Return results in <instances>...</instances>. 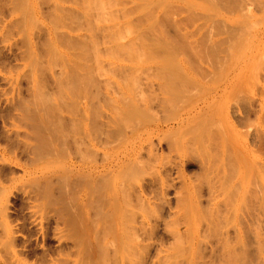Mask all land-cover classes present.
<instances>
[{"label": "rangeland", "instance_id": "rangeland-1", "mask_svg": "<svg viewBox=\"0 0 264 264\" xmlns=\"http://www.w3.org/2000/svg\"><path fill=\"white\" fill-rule=\"evenodd\" d=\"M87 1L0 0V196L6 194L9 224L14 230L18 229L15 232L16 249L24 251L23 260L34 264V253L42 251L38 222L41 211L38 209L35 214L38 217L34 218V224L30 199L17 190L21 183L18 180L28 177L19 164H23V158L27 160L26 156L20 154L22 157L18 164L11 162L10 158L16 154L13 133L20 141L33 143L37 135L26 110H23L26 114H22L27 119L17 117L15 115L19 110L11 105L18 107L14 103L22 97L29 106L31 102L28 99L35 95V90L37 94L46 90L48 98L50 94H57V84L54 82V85L51 79L55 75L60 79V86L70 90H67L70 95L71 91L78 94L77 86H80L81 92L83 90L82 93L88 90V95L94 97L96 94L92 98L91 114L98 112L99 120L106 118L109 130H115L105 151L124 164L130 165L134 159V142L144 140L156 123L164 124L165 121L169 125V130L165 131L164 127L157 135L141 143L143 147L149 146L147 149L141 147V158L138 157L152 163L146 162L151 166L144 164L148 170L139 165L144 162H137L139 164L135 165L140 167L127 169L123 175L129 181L125 182L135 189L138 184L148 186V178L167 179L164 191L166 207L154 227L157 238L164 240L165 245L172 241L168 239L170 234L165 233L163 220H169L166 213L169 208L170 212L175 210L181 196V207L184 204L187 208H184V219L181 221L183 226L180 225L185 238L183 241L197 240L199 232L196 229L202 234L206 229L213 252L210 244H201L199 252L205 253L202 254L206 256L203 257L205 264H225L220 257L224 244L238 256L248 251L245 264H264V0H181L185 2H177L175 9L187 4L174 14L173 10L172 14L170 11H152L157 20L162 17L163 21L159 20L158 24H161L157 26L160 35L156 33V27L150 29L146 26L147 15L133 10L137 0H113L117 2L114 4H118L117 7L112 6L113 9L112 4L104 8L102 0L103 8L108 11H102L100 0H95L100 1L98 6L90 0L92 8H101L100 11H90L86 6L90 2ZM121 5L130 11L123 8L125 13ZM184 8L186 11H182ZM161 13H168L171 19L167 14L160 16ZM163 18L175 22L166 19L169 23ZM126 23L131 25L132 30L129 25L126 26L128 30L125 28ZM160 36L165 40L163 44L158 43ZM151 40L156 42L150 43ZM158 44L166 45V48L159 45L161 49ZM170 46L174 51L172 57L175 56L172 60L169 58ZM128 47L132 51H128L130 54L127 53ZM156 47L159 49L154 52ZM167 48L171 50L169 55ZM160 55H165V60ZM174 61L178 67L173 68L170 64L169 68L167 63L176 65ZM174 73L180 75L176 77ZM72 76H77L80 82L77 83L79 80ZM66 79H71V82H66ZM90 84H94L95 88ZM79 99L76 100L80 101L77 106L76 102L75 105L70 102V107L59 102V106L68 113L66 115L61 107L60 114L53 109L54 115L51 116V113L49 119L51 117L50 121L55 119L56 122L48 126L52 132L66 130L68 134L73 133L69 116L81 113L75 109L82 110L83 99ZM31 107L28 110L30 114L33 113ZM57 118H61V122ZM99 120L95 119L93 124L91 119L94 126H89L98 129L96 132L93 128L96 134H90V142L97 153L102 149L96 139L100 132ZM25 121L30 122L25 125ZM120 128L121 131H118ZM19 134L28 136L24 138ZM32 137L33 140H30ZM48 150L44 149L40 160L26 164L34 175L42 173L52 178L68 168L64 152L53 155L50 151L47 154ZM148 151L154 153V158H147ZM138 213H144V210L138 209ZM215 221H218V224L214 223L217 227L211 225ZM1 230L2 227L0 238L3 235ZM185 231L187 234H184ZM26 237L31 242L29 249L22 248ZM63 237L65 242L68 241L65 235ZM237 239L240 240L237 242ZM232 241L234 247L229 245ZM55 243V240H48L45 246L53 247ZM3 259L0 257V264H3Z\"/></svg>", "mask_w": 264, "mask_h": 264}, {"label": "bare ground", "instance_id": "bare-ground-1", "mask_svg": "<svg viewBox=\"0 0 264 264\" xmlns=\"http://www.w3.org/2000/svg\"><path fill=\"white\" fill-rule=\"evenodd\" d=\"M100 1H99L100 2L99 3V2H95V0H94V3H96V5L94 4V6H98L100 4V6H102L101 8L103 11V10H105L104 9L105 7L108 8L109 4L110 5L112 4L111 8L113 9L112 6L116 5L114 3L117 0L116 1L110 0L112 3H109L107 0H104L105 3L102 0H100ZM119 1H117V2H119ZM179 1H181V0H137V2H135L136 4H134L135 8L133 6V10L138 11L137 13L140 12V13L147 15V18H146L147 19V25L146 26H149L150 29H152V28L156 29L157 28L156 33H158L159 32L158 27L161 24V22H160V24H158V21L159 20L163 21V20H161L162 17L157 20L156 17L153 15V12H155L156 10H160V11H165V12L170 11L171 14H172V12L174 14L177 12L176 10L180 11V8L182 9V7L185 4H187V3H185L184 5H182V7L180 6V8L175 9L176 7H178L177 5L175 7V4ZM88 2H90V0H88L87 3ZM182 2H185V1H181V3ZM90 3L86 4L88 9L90 8L89 9L90 11L93 9H96L95 7L92 8L93 2L91 4ZM97 3H99V4H97ZM101 3L102 4L104 3V8H103V5ZM122 4H124V2ZM90 5H91V7H90ZM117 6H118V4L116 5V7ZM121 6H122V8H121L122 10H123V8H125L127 10L126 7H123V5H121ZM124 6H127V5H124ZM172 8H174L175 10ZM100 9L98 8L96 10L100 11ZM114 9H116V8H114ZM60 10H61V8H60ZM122 10H120V11H122ZM105 11H108V10L106 9ZM109 11H111V10H109ZM112 11H114V10H112ZM123 11L125 13H127L125 10H123ZM127 11H130V10H127ZM174 11H176V12H174ZM182 11H186L185 8ZM187 11H188V8H187ZM163 13H161L160 16L165 17L166 16L165 14H167L168 15L167 17L171 19V17H169L168 13H165L164 15H163ZM150 14H152V16ZM145 15H143V16L145 17ZM168 18H166V19H168ZM138 19H140V18H138ZM163 19L166 20L165 18H163ZM170 19H168V20H170ZM168 20H166V21L169 23H170V21H172V20H170V21H168ZM178 21H177V23H179ZM173 22H175V21H172V23ZM128 23H126L125 28L128 25L131 27V25ZM113 25L111 24V26H113ZM165 25H167V24H165ZM137 28H140V27H137ZM131 30H132V27H131ZM131 30H129V31H131ZM141 30H143V29H141ZM138 31H139V29H138ZM153 33H154V31H153ZM161 34L164 35L163 32H161ZM158 35H160V34L158 33ZM144 37H146V36H144ZM139 39H140V37H139ZM166 39H167V37H166ZM158 40H161V41H158V43H160L164 39H163V37H161V39L158 38ZM138 42H139V40H138ZM143 42H145V44H147L145 39ZM148 42H150V41H148ZM153 42H156V41L153 40L150 43H153ZM154 44H156V43H154ZM154 44H153V47H154ZM162 44H163V42H162ZM162 44H158L157 47H160L159 45H162ZM169 44H171L170 41H169ZM172 44H173V42H172ZM157 47L155 49L152 48V50L154 49L153 51L155 52L156 49L157 50L159 49ZM163 48L165 49L166 45H165V47L163 46ZM170 49H171V46H170ZM166 50H167V52L168 51L170 52L172 49L168 50V48H167ZM166 50H165V52H166ZM128 51L130 52L129 47L127 48V53H128ZM162 51H161V53H164ZM169 52L167 53V55H169L171 53V55H170L171 57L169 56V58H170V60H172L173 57H175V56L172 57V53L174 51L172 50L170 53ZM130 53H128V54H130ZM165 55H163L162 57L160 55V57L163 58V60H165V58H164V57H166ZM176 56H177V54H176ZM155 57H156V55L154 56V59H155ZM146 59H152V58H146ZM157 59H159V58H157ZM167 59L168 58H166V60ZM172 63H167V65L169 64L168 65L169 68H170V64L172 65L171 67H173V68H176L175 66L178 67V65H177V63H175V61H174V63L176 65H174ZM164 65H166V63ZM38 67H39V64H38ZM168 67H166V68H168ZM71 68L72 67H70V69ZM164 68L165 67H163V69ZM39 69H40V67H39ZM180 70L181 69H179L178 71L180 72ZM71 71H72V69H71ZM165 71L168 72L167 69ZM170 73H173V71H171ZM177 73H176V75L174 73V76L177 77L180 75V74L178 75ZM70 74H72V72H70ZM168 74H169V72H168ZM52 75H54V74H52ZM59 76H61V75L59 74ZM65 76H66V74H65ZM65 76L62 75V78L64 77V79H65L67 77V76L66 77ZM69 76H71V75H69ZM74 76H72V78ZM51 77H52L51 78L52 83L54 85H55V83L57 84V87H58V90L56 92L57 94H54V95L50 94L51 96L49 95L50 97L48 98L46 90L45 91L42 90L44 92L40 91L43 88V86L40 85L42 88L40 87L41 89L37 90V91H40V93L37 94V92L35 90L33 93L35 95H32L33 98L31 97V99L33 101L31 99H28L29 96L27 98L29 100V102H31L30 103V105L32 106L31 111H33V113L31 111H30L31 114L28 113L30 105L28 106L27 105L28 101L23 100L22 97L20 98L17 96L18 97L16 99L17 101L15 100L17 103H14V104H17L19 108L16 105H11V107L14 106V107H16V110H19L17 112V115H15V113H14V115L17 117H22V118H23V116L26 117L25 114L27 112L26 115H27L28 119L33 120L31 124L36 128L35 133H36L37 137L36 138L34 137V139H36L35 143L27 142V141L22 142V141H20L19 138L17 139V134L13 133V135L16 137V140H15L16 143L15 142H13V143H15L14 145L17 144L16 145L17 148H15L16 146H13L16 154L14 155L13 158H10L11 162L14 161L18 164V162L21 160L20 157H22V156H20V154H23L26 156L27 160H24V158H23V160H22L23 164H21V163H19V164L21 166H23L24 172H26L28 177H26L24 179L21 178L18 180L21 183L18 185L19 187H17V190L21 191L22 195L23 194L27 195L26 199H30L29 200L30 201L29 208H33V210H31V209L30 210L34 214L32 216H35L32 219V221H34V224L36 221V219L34 220V218L38 217L35 214H37V212L39 210L41 211L40 217H39L40 219H38V222L40 225V228H39V233L41 236L40 248L42 249V251L39 254H36L33 252L34 253L33 256L35 259V260H33V261H35L34 264H205L206 262L203 261L204 260L203 257H206V256L205 255L202 256V254H205V253L204 252L200 253L199 250L201 248L200 246H202L201 245L202 243H204L203 245H206V246H208V244H210L209 238H207L208 234L205 233L206 229H204L203 234L200 233V231H197L198 228L196 229V232H199V236H197L198 237L197 240L194 241L191 239H186L185 241H183V239H185V238L183 237V231L181 230L180 225L183 226V223H181V221H183V219H184L185 210H187V208L184 206V204L181 207V200H182L181 196L178 197V201L176 203L175 210L170 212V208L168 209L169 214L168 213H166V214H167V217H169V220L168 221L163 220V226H164L165 233L170 234V237H168V239L171 238L172 241L170 243H168L167 245H165L164 240H160V238H157L155 236V231H156V229L154 228L155 222L162 215V212L165 210V207H166V199L164 197V191H165L166 186H167V179L163 178V177H159L157 179L148 178V179H146V181L149 182L148 186H142V185L138 184L137 189H135L130 183H128L129 181L127 179H125V176H123V175H125L126 170L135 167L136 166L135 164L137 162H144V163H142V165H141V163L140 164L137 163V164H139L142 169L144 167V169L148 170V167H146V165L151 166L150 165L151 162L148 160L143 161V160L139 159V158H141L140 151H142L143 148H146V147L141 146V143L145 140H149L151 136H154V134L157 135L159 133V131L163 130L164 127H165V131L169 130L170 127L168 128L169 125L167 124V122L164 121V124L156 123L157 125H155V127H153V129L150 132H148L147 137L144 138V140L136 141V143L134 142L132 145V148L135 152L134 153V159L132 160L130 165L124 164V162H121L119 159L116 160L115 158H112L111 156H109L107 154V152L105 151V148L107 147V145L110 144L112 141V139H110V138H113V137H110V135H112V136L115 135V130L112 129V130H114V134H113L112 130H111L112 132L109 130V128H108L109 125L107 124V121L104 120L106 118L99 120L98 115H96V113H98V112H96V113L94 112L95 115L91 116L92 114H94L93 112L91 114V111L93 110L92 108L94 105L92 102L93 101L92 98H94L96 96V94L94 95V97H93V95H90V94L88 95V90L86 91L87 93L85 91H84V93H82L83 90L81 92L80 86H77V87H79L78 89H79L80 93L83 95L81 96L79 91H77V93H78L77 95H76V92H75V94H73L74 92L71 91L70 93H72V94L70 95L69 89H67V90H69L67 92V90H65L66 88L64 89V87L62 88V86H60L62 84H60V79L58 76L54 75ZM76 77H74V78H76ZM67 79H68V77H67ZM67 79H66V82L70 83L71 79L69 81ZM40 80L38 79V81H40ZM43 80H42V84H43ZM75 80H79V79L76 78ZM74 82H76V81H74ZM79 82H80V80L77 81V83H79ZM69 83H67V84H69ZM92 85L94 87V84H92ZM47 86H48V84H47ZM63 86H65V85L63 84ZM34 88H36V87H34ZM62 89H64V90H62ZM47 91H49V90H47ZM42 93H43V95H41ZM28 95H30V94H28ZM79 98L83 99V100H81V103H82L81 109L82 110H78L77 108H75V109H76V112L79 111L81 113L76 114V112L75 113L72 112L76 115L69 116V120H70V122H72L71 124L70 123L69 124L73 127V129H72L73 133L68 134L69 132L67 131V133H66V130H65V132H63V130H60V131L58 130L57 132L56 131L52 132L48 128V126L51 125L53 121L56 122L53 117H52V119H54L53 121H50L51 117L49 119L50 114L52 112H55L53 109L57 110V113L59 112V114H60L59 110H61V109L63 110V108L61 106H59V102L62 103L64 106L69 105V107L71 106L70 104L75 105V102H76V106H77L78 105L77 102L80 103V101H76V100H78ZM13 101H14V99H13ZM70 102H72V103H70ZM24 106L27 108H25ZM14 107H13V110L15 109ZM59 107H61V109ZM56 108H58V109H56ZM67 109L68 108H66V110ZM23 110H26V112H24ZM20 111H23V112H20ZM64 112L66 115L67 112L65 110H63V113ZM22 113H25V114L23 115ZM57 113H56V115H57ZM53 115H54V113H52L51 116H53ZM60 116H62V115H59V117ZM100 116L103 117V115H100ZM143 116H144V114H143ZM27 117H26V119H27ZM12 118H14V117H12ZM94 118L96 119V121L99 120L98 123L101 121L99 124H97V125H100L99 126L100 132L98 134L99 137L97 138V136L95 135L96 139L98 140V144H99L98 146H100L102 148L101 149L102 152L99 151L98 153L94 149V145L90 142L91 141L90 134L92 132L93 133L95 132L93 130H96V128H95L96 126L92 127V129L94 128L93 130L91 129V127H89L90 125L94 126L93 125L95 123ZM17 119L19 120V118H17ZM62 119H63V117H62ZM91 119H92L93 124L90 122ZM169 119H171V118L169 117ZM13 120H15V119H13ZM21 120H23V119H21ZM58 120H59V122H61V118ZM165 120L167 121V119H165ZM29 122L28 123L26 122L25 125H28ZM19 124H20V122H19ZM69 124L68 125L66 124V125L69 126ZM81 124H82V128H81ZM32 125H31V127H32ZM76 125H78V127ZM21 126H23V125H21ZM54 126H55V124H54ZM71 126H70V129L72 128ZM74 126L77 127L76 131H74V129H76V128H74ZM99 127L97 126V128H99ZM27 128H28V126H27ZM50 128H51V126H50ZM65 128H66V126H65ZM51 129L53 130V128H51ZM54 129L56 130L55 127H54ZM97 130H96V132H98ZM16 131H18V130H16ZM118 131H121V128ZM96 132H95V134H96ZM23 133H24V131H23ZM119 133H123V132H119ZM27 134H28V132H27ZM27 134H25V135H27ZM23 135L24 134H19L20 137H23ZM25 135H24V138H25ZM120 135L118 134V136H120ZM91 136H92V134H91ZM27 138L29 139V137H27ZM114 138H115V136H114ZM30 140H33V137ZM17 141H18V143H17ZM113 142H114V140H113ZM141 147H143V148H141ZM148 147L149 146H147V148ZM46 148H49V150L47 151L48 152L47 154H49V151L53 155L58 154L60 152H62V153L64 152V154H66L65 159L68 158V160H67L69 163L68 168L61 170L60 173L55 174L54 177H52V178L49 177L48 175H44L42 173H40L41 175H34L26 167L27 166L26 164L35 163V161L40 160L41 159L40 157L42 156V154L44 153V149H46ZM51 153H50V155H51ZM146 153H147V150H146ZM151 153H152V151L149 152L150 156L147 155V158H149V159L154 158V156H153L154 153H152V155H151ZM18 154H19V157L17 156ZM151 156H153V157H151ZM61 157H63V156H61ZM155 157H156V153H155ZM146 162H150V163L147 164ZM145 163H146V165H144ZM139 165H137L136 167L137 168L140 167ZM62 166H63V164H62ZM65 168H66V166H65ZM131 177H133V175L130 176V178ZM125 181H128V182L126 183ZM29 187L30 188L32 187V189H28ZM184 208H185V210H184ZM138 209L144 210V213H138ZM31 212H30V214H31ZM195 216L196 215L194 214V217ZM138 217H141V220H137ZM217 222L218 221H215V222H213V224L211 222V225H214V227H217V225L215 226V224H214V223L218 224ZM9 223H10V220H9V215L7 213L6 194H4V195L0 196V227H2L1 231L3 234L0 238V253H4L0 257L4 258L3 264H27L26 263L27 261L25 262L24 261L25 259L23 257H21L23 255L24 251L20 252V251H18V249H16L17 245H16V240H15V235H16L15 232H17L18 229H16L17 231L14 230L13 227H11ZM196 223L197 222H195L194 224H196ZM221 223L222 222H220L218 226H220ZM214 227H212V229H214ZM184 234H187V231H185ZM64 235H65V240H68L66 242L64 241V237H63ZM26 239L27 240L24 239V241L22 243L23 249H25V248L29 249L31 246V242L29 241L28 237H26ZM48 240L49 241L55 240L56 245H53V247L45 246V243ZM239 240L237 239V242ZM227 241H230V240H227ZM223 242L221 244H223ZM233 242L234 241H232L231 244L229 243V245H233V247H234V244H232ZM184 243H185V245H184ZM238 244H236V245H238ZM209 247L211 249V247H212L211 244ZM221 247L223 249L222 250L220 249L221 250L220 257L225 264H238V263L239 264H245L246 261H248L247 260L248 259L247 258L248 257V251L247 252L244 251L243 254L239 253L240 252L239 251L238 253L240 254V256H238L237 254L233 253V250L231 249L230 246H228V245L226 246L224 244V246L222 245ZM211 250L213 252V248ZM218 252H219V250H218ZM217 254H219V253H217ZM233 254H235V255H233ZM4 256H6V257H4Z\"/></svg>", "mask_w": 264, "mask_h": 264}]
</instances>
